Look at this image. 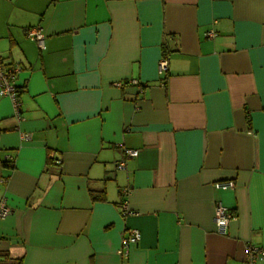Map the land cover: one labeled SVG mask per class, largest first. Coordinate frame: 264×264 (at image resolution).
I'll return each mask as SVG.
<instances>
[{"label": "crops", "instance_id": "0c3cea01", "mask_svg": "<svg viewBox=\"0 0 264 264\" xmlns=\"http://www.w3.org/2000/svg\"><path fill=\"white\" fill-rule=\"evenodd\" d=\"M0 54L20 67V115L0 96V264H244L264 248V0H0ZM125 149L139 155L118 169Z\"/></svg>", "mask_w": 264, "mask_h": 264}, {"label": "built area", "instance_id": "2783aa9c", "mask_svg": "<svg viewBox=\"0 0 264 264\" xmlns=\"http://www.w3.org/2000/svg\"><path fill=\"white\" fill-rule=\"evenodd\" d=\"M208 38H213L216 33L208 32L206 33ZM28 37L33 41L37 42L40 48H44L45 37L40 28L31 29L28 32ZM168 70V62L163 59L160 63L161 73H166ZM20 72V67L18 66H7L0 54V96L10 98L14 104L17 115H20V103H19V89L15 85L14 81L17 74ZM132 84L139 85L137 81H132ZM124 83H119L118 86H124ZM28 135H24L25 140H29ZM139 155L138 150L125 149L126 159L118 164V169H124L126 166L127 159L136 158ZM217 190H227L233 189L235 187L234 181H222L215 184ZM123 194L127 198L129 194V189H124ZM124 214H129V209L127 205V200L123 203ZM10 209L6 206V203H1L0 208V219H4L10 214ZM234 215L232 212L225 207L223 204H218L215 211V222L218 228V232L221 235H227V229L232 220H234ZM141 239V233L132 229L129 231L127 236L123 238V248L122 251H128L131 245H137ZM264 260V248L250 246L247 252V258L244 264H260Z\"/></svg>", "mask_w": 264, "mask_h": 264}, {"label": "trees", "instance_id": "16d2710c", "mask_svg": "<svg viewBox=\"0 0 264 264\" xmlns=\"http://www.w3.org/2000/svg\"><path fill=\"white\" fill-rule=\"evenodd\" d=\"M104 198H105L104 195H100L99 197H93V199H95V200H103Z\"/></svg>", "mask_w": 264, "mask_h": 264}]
</instances>
